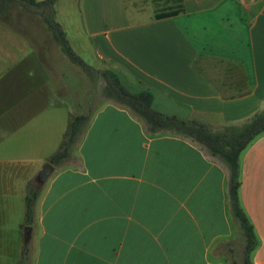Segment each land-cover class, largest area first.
Wrapping results in <instances>:
<instances>
[{
  "label": "crops",
  "instance_id": "crops-1",
  "mask_svg": "<svg viewBox=\"0 0 264 264\" xmlns=\"http://www.w3.org/2000/svg\"><path fill=\"white\" fill-rule=\"evenodd\" d=\"M78 1L54 5L73 51L150 90L157 111L217 130L264 109V0H80L82 30ZM21 27L0 22V264H19L25 243L28 264H225L210 253L233 235L226 166L190 139L149 136L113 101L52 165L24 239L27 184L67 130L57 108L69 89L57 84V61L68 62L53 36L35 20ZM239 167V202L258 240L251 260L264 264V134Z\"/></svg>",
  "mask_w": 264,
  "mask_h": 264
},
{
  "label": "trees",
  "instance_id": "trees-1",
  "mask_svg": "<svg viewBox=\"0 0 264 264\" xmlns=\"http://www.w3.org/2000/svg\"><path fill=\"white\" fill-rule=\"evenodd\" d=\"M57 0H0V18L12 5H18L30 14L41 17L51 32L54 40L59 44L63 55L73 64L80 66L87 72H96L105 81L104 95L107 99L128 109L134 116L145 124L149 136L172 133L203 147L207 153L219 159L228 171L227 179V210L233 226V233L238 230L241 234L243 247L240 264H253L251 254L258 245L252 224L243 211L238 196L239 158L241 153L256 138L264 134V109L257 111L248 119L239 123H227L219 129L213 130L209 125L197 118L183 119L176 115H169L153 108V93L145 88L130 91L122 82L121 77L112 69L96 71L86 65L70 47L61 26L54 19V5ZM167 12L156 15L165 18L175 15ZM93 115H75L70 121L58 150L49 158L48 163L59 166L67 161L81 140ZM40 186L34 181L27 184L25 194L24 225L34 224L35 206L41 192ZM29 248L25 243L19 264H28Z\"/></svg>",
  "mask_w": 264,
  "mask_h": 264
},
{
  "label": "rangeland",
  "instance_id": "rangeland-1",
  "mask_svg": "<svg viewBox=\"0 0 264 264\" xmlns=\"http://www.w3.org/2000/svg\"><path fill=\"white\" fill-rule=\"evenodd\" d=\"M74 17L77 20V25L79 30H82L83 18L81 13L80 0L75 3ZM33 20H35L36 22H40L43 36H48L51 34V32L48 30L41 17L28 13L18 5H12L8 9V11L0 18L1 23L16 29L22 28L21 24L23 21H25L26 24H29V22ZM25 29L27 30L28 27L26 26ZM70 35L73 43L76 44L81 42L76 37V34H70ZM56 45H57V53L60 54L62 58H65V60L68 62L65 64L64 61H63L64 63H61L58 60L57 61L58 65L56 64L58 69V77H57L58 87L60 88L62 86L64 87L67 86L69 89L68 93L64 94L65 96L59 99V103H62L63 106H59V108H57L59 118L60 120H62V123H60L59 125L63 124L65 127L64 129H67L69 122L68 112H72L74 109L75 115H79V114L93 115L95 111H97L104 104L105 101L108 102L111 100L107 99L104 95L105 81L103 80L101 75L96 72L89 73L84 69H82L80 66L76 64L73 65V63L63 55V53L60 50L59 44L56 43ZM120 77L124 85L130 91L136 92L142 89V87L136 84L131 78L125 75H120ZM53 84L56 83L53 82ZM77 96H79L80 99L82 100L80 102L81 104L78 106L75 105V107H73L74 104L73 100ZM182 114L185 115L186 113L181 112V115ZM187 116L190 118H196V116L193 114H189ZM59 139L60 140H58L55 144L56 146H54L56 147L55 152L58 150L62 142L63 139L62 136ZM45 164H42L41 168ZM242 247H243V241L241 234L238 230L235 229L233 235L229 239L220 241L217 244H215V246H213L210 255L213 259L218 261H223L225 264H240L241 256H242Z\"/></svg>",
  "mask_w": 264,
  "mask_h": 264
},
{
  "label": "water",
  "instance_id": "water-1",
  "mask_svg": "<svg viewBox=\"0 0 264 264\" xmlns=\"http://www.w3.org/2000/svg\"><path fill=\"white\" fill-rule=\"evenodd\" d=\"M52 172H53V166L49 163H46L35 176L34 183L38 186H43L45 182L47 181V179L52 174ZM30 234H31V228L25 227L24 228V239L26 241H29Z\"/></svg>",
  "mask_w": 264,
  "mask_h": 264
}]
</instances>
